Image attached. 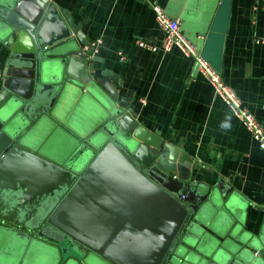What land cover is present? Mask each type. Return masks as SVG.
Segmentation results:
<instances>
[{"label": "water", "instance_id": "water-1", "mask_svg": "<svg viewBox=\"0 0 264 264\" xmlns=\"http://www.w3.org/2000/svg\"><path fill=\"white\" fill-rule=\"evenodd\" d=\"M0 42V179L16 163L17 204L46 208L0 196V264H62L63 242L81 258L64 264H264V219L248 230L249 200L138 122L65 10L0 0Z\"/></svg>", "mask_w": 264, "mask_h": 264}, {"label": "crops", "instance_id": "crops-1", "mask_svg": "<svg viewBox=\"0 0 264 264\" xmlns=\"http://www.w3.org/2000/svg\"><path fill=\"white\" fill-rule=\"evenodd\" d=\"M51 1L68 13L88 42L102 40L90 70L115 76L119 99L134 109L138 122L201 163L195 180L212 185L224 180L249 200L246 227L258 231L264 219V149L215 93L193 58L177 47L162 50L165 32L153 6L181 19L184 33L264 124V0ZM141 40L156 50L140 46ZM119 52L125 53V61ZM6 54L0 42L1 71ZM222 121L230 122V131L220 128ZM11 165L7 177L0 179L6 209L13 216H41L46 208L33 199L17 204L20 179L12 170L18 165ZM23 181L27 185L34 180Z\"/></svg>", "mask_w": 264, "mask_h": 264}, {"label": "built area", "instance_id": "built-area-1", "mask_svg": "<svg viewBox=\"0 0 264 264\" xmlns=\"http://www.w3.org/2000/svg\"><path fill=\"white\" fill-rule=\"evenodd\" d=\"M153 9L159 26L165 32L162 50L164 52H169L174 47H177L185 56L193 58L201 75L212 85L215 93L223 99L233 114L241 120L264 149V124L243 105L235 89L225 82L220 72L204 58L199 48L184 33L181 27V19L170 16L168 12L159 5H154ZM260 42L264 43V40H260ZM101 43L102 40L99 38L92 42H88L84 46V50L91 56H94L93 54L98 52ZM139 44L149 50H156V47L148 44V42L144 40H141ZM118 54L121 61L127 59L125 53L119 52ZM1 74L2 71L0 70V75Z\"/></svg>", "mask_w": 264, "mask_h": 264}, {"label": "flooded vegetation", "instance_id": "flooded-vegetation-1", "mask_svg": "<svg viewBox=\"0 0 264 264\" xmlns=\"http://www.w3.org/2000/svg\"><path fill=\"white\" fill-rule=\"evenodd\" d=\"M38 235V233H34V235ZM64 245V246H63ZM61 246H63V248L65 249V250H67L68 252H70V253H68L67 254V256H65V258H64V260L62 261V264H64L68 259H70V258H77V259H81L80 257H79V252L77 251V249L74 247V244H73V242H71L70 244H68V242L66 243V242H63L62 244H61ZM83 263V262H82Z\"/></svg>", "mask_w": 264, "mask_h": 264}, {"label": "clouds", "instance_id": "clouds-1", "mask_svg": "<svg viewBox=\"0 0 264 264\" xmlns=\"http://www.w3.org/2000/svg\"><path fill=\"white\" fill-rule=\"evenodd\" d=\"M220 128L223 131H230L231 130V124L228 121H222L221 124H220Z\"/></svg>", "mask_w": 264, "mask_h": 264}, {"label": "rangeland", "instance_id": "rangeland-1", "mask_svg": "<svg viewBox=\"0 0 264 264\" xmlns=\"http://www.w3.org/2000/svg\"><path fill=\"white\" fill-rule=\"evenodd\" d=\"M63 246H64V245H63ZM63 246H62V247H63ZM68 253H70V252H68V251H65V252H64V255H66V256H67V254H68ZM54 261L56 262V260H54ZM52 263H54V262H52Z\"/></svg>", "mask_w": 264, "mask_h": 264}]
</instances>
